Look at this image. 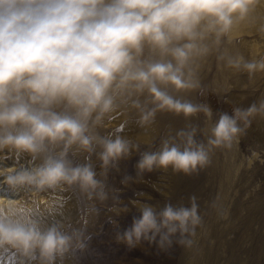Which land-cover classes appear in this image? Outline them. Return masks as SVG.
Instances as JSON below:
<instances>
[{
    "label": "clouds",
    "instance_id": "9594fccd",
    "mask_svg": "<svg viewBox=\"0 0 264 264\" xmlns=\"http://www.w3.org/2000/svg\"><path fill=\"white\" fill-rule=\"evenodd\" d=\"M259 0H0V150L29 154L33 159L62 146L57 156L45 155L32 170L9 173L11 189L33 186L37 191L61 184H78L91 197L95 191L104 200V185L90 164L72 166L66 159L69 148L102 151L99 159L107 170L138 145L117 135L114 139L92 133L133 93L147 92L155 108L143 111L139 123L154 118L157 109L185 117L203 113L211 119V108L175 99L160 85L175 90L197 88L198 81L185 68L195 55L209 51L203 44L210 34L216 42L237 20L243 19ZM159 59L142 58L145 48ZM231 67L248 72L264 70V60L244 62L229 59ZM140 108L136 100L131 104ZM264 114V100L231 115L222 113L209 129L207 144L195 140V129L179 131L184 146L162 141L157 152H144L136 167L185 174L210 163L212 147L231 148L250 125L251 117ZM242 125V126H241ZM257 156V153H253ZM264 163V160L261 161ZM0 175L4 173L0 172ZM126 176L121 183H127ZM190 207L165 204L162 209L143 202L139 215L117 240L131 248L146 241L163 249L176 243L192 247L202 224L196 197ZM127 211V207L123 209ZM4 213H0V216ZM72 237L57 225L41 231L36 221L0 218V248L10 246L24 256L38 251L47 264L69 247ZM82 246V245H81Z\"/></svg>",
    "mask_w": 264,
    "mask_h": 264
},
{
    "label": "rangeland",
    "instance_id": "374dc122",
    "mask_svg": "<svg viewBox=\"0 0 264 264\" xmlns=\"http://www.w3.org/2000/svg\"><path fill=\"white\" fill-rule=\"evenodd\" d=\"M257 5L264 8V0H259ZM241 20L245 28L252 30L251 33L236 35L228 40V32L220 37L219 42H216L214 34H210L202 41L208 46L207 54L195 55L189 61L185 75L190 73L192 79L198 81L197 88L175 90L170 85H160L162 90L175 99L208 105L213 113L211 119H207L202 112L195 114L196 116L185 117L167 109H157L154 118L141 125V109L146 112L156 107L151 96L145 91L140 94L133 93L126 98V103L117 100L119 107L105 115L101 123L94 127L97 132L95 135L111 139L112 127L120 129L117 134L122 135L133 126L137 138L130 141L138 145V148L133 149L130 155L139 149L140 156L133 162L132 170L124 173L125 177L129 176L131 179L126 184L121 183L125 177L120 179V188L105 192L104 200L99 199L95 191L89 197L78 184H61L42 190L46 198L43 204L34 199V193H29L25 199L27 202L23 206L24 210L17 215L4 214L0 218L20 222L36 221L41 231H46L55 224L61 233L71 236L68 249L63 254H58L52 264H264V163L261 162L264 160V135H260L261 127L256 123V117L261 116L263 119L264 114L257 113L250 118L251 123L244 130L243 141L238 145L239 158H252L242 171L247 182L244 190L246 192H231L226 188L227 180L222 177L220 170L228 148L223 146L212 147L209 152L210 163L194 172L185 174L169 167L134 173L141 155L144 152L159 151L163 140L171 137L173 143L183 148L184 138L176 136L178 131L195 129V140L207 144L209 129L220 114L227 113L226 107L221 105L231 103V95L242 93V97L254 99L264 96V74L255 78V73L246 69L235 74L233 70L239 68L230 66L226 73L227 78L223 79L225 60L219 56L229 51L236 54L242 40L246 41L244 43H256L264 53V27L258 26L249 13ZM142 58L153 61L159 59L156 55L150 56L147 47ZM241 82L245 90L236 86ZM203 92L206 93L204 99H200L198 95ZM133 100L138 101L141 107H132ZM175 117L181 120V124L174 121L177 120ZM100 148L94 143L93 150L87 152L73 145L69 148L66 159L72 166L90 164L96 173L95 178L104 183L108 181L112 171L113 174L122 171L123 166L112 164L105 170L99 159ZM61 150L62 146H56L41 156H57ZM253 153H257L258 158H254ZM25 155L26 153L4 149L1 157L19 167V159L23 161ZM27 164L30 166V163ZM3 167L4 163L0 159V169ZM14 172L17 171H11ZM137 183H142L144 188L137 187L135 192H116ZM4 185L0 184V195L10 193L11 188L3 187ZM26 187L28 192H40L33 186ZM235 189L238 190L239 186ZM24 190L25 187L22 188ZM192 196L196 197L198 213L202 218L192 247L186 248L177 244L176 237H173L170 247L163 249L146 241L130 249L126 243L117 240L118 234L131 226L132 218L139 215L134 202L148 203L158 210L165 204L190 207L189 200ZM27 203H32V206L28 207ZM125 207L127 211L123 210ZM235 212L237 215H234ZM0 264L47 262L42 260L38 251L31 256H24L16 249L5 246L0 248Z\"/></svg>",
    "mask_w": 264,
    "mask_h": 264
},
{
    "label": "bare ground",
    "instance_id": "6f19581e",
    "mask_svg": "<svg viewBox=\"0 0 264 264\" xmlns=\"http://www.w3.org/2000/svg\"><path fill=\"white\" fill-rule=\"evenodd\" d=\"M249 14L251 15V17H253V19H255L258 26L264 27V8L255 4L252 7V9L249 11ZM251 32H252V30H249V29L244 27V22L242 20H240V22L235 21L232 28L230 29L229 33L227 34L228 40L231 39L232 37L236 36V35L249 34ZM244 42H246V41L242 40L240 42L239 47L237 48L238 51L236 54H233L229 51L225 55L219 56L220 59L223 58V60H225V69L222 73L224 80H225V78H227L226 73L228 72V69L230 67L228 64V60L230 58L236 59L237 57H243L244 62H253V61L259 62L261 60H264L263 50L256 43H254L252 41H249L247 43H244ZM242 46H243V49H242ZM239 48H240V50H239ZM242 70H244L243 65H241V67L238 70L234 69L233 73L238 74V71H242ZM254 73H255V78H259V77H261L262 74H264V70H257V71H254ZM236 86L242 87V89H244L242 82L240 84H236ZM205 94L206 93L203 92V94H199L198 96L200 97V99H204ZM261 100H264V96H261L258 99H254V98H249L248 96L242 97V93L241 94L236 93V95H231V103H225L221 106L222 107L225 106L227 113L229 115H231L233 113V109H235L237 107H239L241 109H246L247 107L252 105L254 102L255 103L257 102V105L259 106V102ZM175 118L177 120H174V121H177L178 124L179 123L181 124V120L180 119L178 120L177 117H175ZM256 123L258 126L261 127L260 135L261 134L264 135V118L262 119L261 116H257L256 117ZM110 130H111L110 132L113 133V135L111 136V139H114L117 135H119V136L124 137L128 140H132V142H133L137 138V133L133 132V126L132 125L130 126L129 130H127L122 135L117 134V132L120 131V129H118L116 127H112ZM92 133L93 134L97 133L94 128L92 129ZM243 133L240 135L238 143H234L233 146L231 148H228V150L224 153L223 167L221 166V170H220L222 177L226 178V180H227L226 188L228 190H230L231 192H246L244 190L246 189L245 184L247 182H246V178L244 177V174L242 173V171H244L246 169V167L250 164V161L252 158H248V159L239 158L238 145L240 142L243 141ZM206 134L207 133H205V135ZM208 137H209V134H208ZM139 148H141V147H139ZM98 151L100 153L102 151V148L98 149ZM3 152H4V150L0 151V159H1V162L4 163L3 169H0V172L4 173V175H0V180H2L0 182V184H5L3 187L10 188L7 185V183L5 182V176L7 174L11 173V171H17V172L23 171V170H29L30 171L33 168H36L43 163L44 156L38 155L35 159H33L29 154H26L25 156H23L24 162L21 159H19V167H15L13 165V163L10 162V160L9 161H8V159L3 160V158L1 157ZM139 156H140V153H139V149H138V150H135V153L129 155L126 158H120L119 160H117L113 164L115 166L118 164H121V166H123L122 167L123 170L116 172L115 174H113V171H112L111 175H109L108 181L103 183L105 192H111V191H114L115 188H120V185H119L120 179L125 177V174H124L125 172L132 170L133 162L135 160H137L139 158ZM253 157L255 158V156H253ZM211 162L213 163V161H211ZM26 163H30V166H28V164L26 165ZM110 165H112V164H110ZM134 173L139 174V173H141V171L138 168H135ZM177 180H178V178H177ZM238 186H239V189L236 190L235 188ZM24 187H25V190L22 191V188H24ZM137 187L140 189H143L144 185L142 183H137V184H133L130 186H126L125 190L118 189L116 192H133L135 190V188H137ZM29 193H31V194L34 193L36 195V198H34V199L38 203L43 204L46 200V198H44V195H43L44 191H40L38 194H36V192H28V188L26 186L18 187L16 189H10V193L0 195V213H4L7 215H11V216L17 215L20 211L24 210L23 206L26 205L25 203L27 202L25 199ZM57 193H60V192H57ZM220 196H221V194H220ZM238 198H239V195H238ZM235 202H236V200H235ZM235 202H233V203H235ZM27 206L31 207L32 203H27ZM238 213H239V211H238ZM234 215H237V212H235Z\"/></svg>",
    "mask_w": 264,
    "mask_h": 264
}]
</instances>
